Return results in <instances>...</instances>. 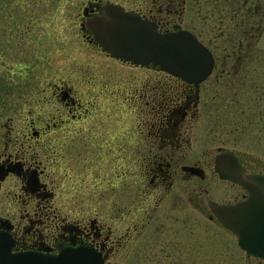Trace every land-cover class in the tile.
Wrapping results in <instances>:
<instances>
[{
	"label": "flooded vegetation",
	"instance_id": "1",
	"mask_svg": "<svg viewBox=\"0 0 264 264\" xmlns=\"http://www.w3.org/2000/svg\"><path fill=\"white\" fill-rule=\"evenodd\" d=\"M88 1L77 16L90 47L83 52L94 61L67 69L61 59L57 74L49 46H36L43 52L36 58L32 42H18L14 49L29 48L31 56H15L12 69L0 73V231L11 250L84 246L102 264L264 261L243 249L210 208L211 201L233 203L247 194L215 170V154L226 147L212 153L210 145L197 146L203 86L228 57L242 63L254 55L264 0H142L140 9L125 7L160 31L189 29L210 48L213 68L198 91L194 82L102 50L85 25L102 11ZM218 17L235 35L228 41L237 42L224 44L221 62L208 36L222 24Z\"/></svg>",
	"mask_w": 264,
	"mask_h": 264
},
{
	"label": "rangeland",
	"instance_id": "2",
	"mask_svg": "<svg viewBox=\"0 0 264 264\" xmlns=\"http://www.w3.org/2000/svg\"><path fill=\"white\" fill-rule=\"evenodd\" d=\"M83 1L86 0H0V73L4 69H12L10 64L12 59L15 62V56H31L29 48L25 51L14 49L13 44L18 42H32L36 58L43 55L42 51L36 50V46H49L53 73H60L56 67L63 65L61 59H66L67 69L79 66L78 61H94L92 55L83 52L85 49L90 51V47L82 43L83 35L77 16ZM112 1L136 9H140L142 3V0ZM261 17L263 20L260 22L258 39L253 43L254 55L242 63L228 57L226 63L219 64L203 86V108L197 122V146L210 145L212 153L217 146L235 148L249 167L264 172V144L259 140V135L264 134V14ZM198 19L196 17L199 23ZM222 20L218 17L216 21L222 24L208 32V36L214 37L210 46L217 47L220 62V49H224V44L237 45V42L228 41L229 36L232 38L235 35L227 32ZM231 21L235 23L236 18ZM201 22L204 24L203 17L199 24ZM235 25L238 28L243 26ZM220 32V36H214ZM237 124L239 128L234 126ZM253 264H264V261L256 260Z\"/></svg>",
	"mask_w": 264,
	"mask_h": 264
},
{
	"label": "water",
	"instance_id": "3",
	"mask_svg": "<svg viewBox=\"0 0 264 264\" xmlns=\"http://www.w3.org/2000/svg\"><path fill=\"white\" fill-rule=\"evenodd\" d=\"M102 13L85 21L95 42L112 56L134 64L161 68L198 84L212 71L214 57L189 29L160 31L152 20L110 0H89ZM219 177L238 182L247 190L233 203L210 202V208L237 237L248 253L264 258V173L247 172L230 149L215 155ZM11 239L0 231V264H102L97 252L84 246L59 247L57 252L11 250Z\"/></svg>",
	"mask_w": 264,
	"mask_h": 264
},
{
	"label": "trees",
	"instance_id": "4",
	"mask_svg": "<svg viewBox=\"0 0 264 264\" xmlns=\"http://www.w3.org/2000/svg\"><path fill=\"white\" fill-rule=\"evenodd\" d=\"M219 92H221V91H219ZM234 94H237V92H235ZM206 102H207V100H206ZM205 102V103H206ZM245 124H246V122H245ZM234 126H236L237 128H239L240 126L237 124V125H234ZM245 127V125H243V128ZM262 128V127H261ZM264 128V127H263ZM260 137H259V140H260V142H261V144H264V134H261V135H259Z\"/></svg>",
	"mask_w": 264,
	"mask_h": 264
}]
</instances>
